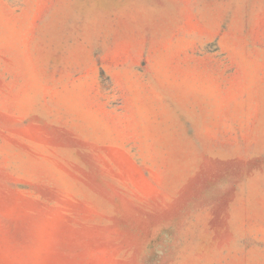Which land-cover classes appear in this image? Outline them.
I'll use <instances>...</instances> for the list:
<instances>
[{
    "label": "rangeland",
    "instance_id": "374dc122",
    "mask_svg": "<svg viewBox=\"0 0 264 264\" xmlns=\"http://www.w3.org/2000/svg\"><path fill=\"white\" fill-rule=\"evenodd\" d=\"M0 264H264V0H0Z\"/></svg>",
    "mask_w": 264,
    "mask_h": 264
}]
</instances>
